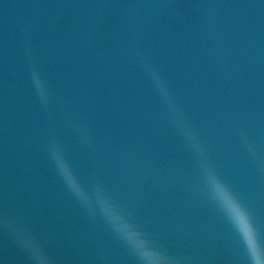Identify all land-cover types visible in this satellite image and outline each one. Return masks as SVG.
<instances>
[{
    "label": "water",
    "instance_id": "1",
    "mask_svg": "<svg viewBox=\"0 0 264 264\" xmlns=\"http://www.w3.org/2000/svg\"><path fill=\"white\" fill-rule=\"evenodd\" d=\"M216 177L264 235V0H0V264H143L97 191L145 264H264Z\"/></svg>",
    "mask_w": 264,
    "mask_h": 264
},
{
    "label": "clouds",
    "instance_id": "2",
    "mask_svg": "<svg viewBox=\"0 0 264 264\" xmlns=\"http://www.w3.org/2000/svg\"><path fill=\"white\" fill-rule=\"evenodd\" d=\"M57 160L58 166L67 184L85 204H88L90 202V196L80 186L70 166L60 157H58ZM208 183L211 195L216 200L222 212L230 219V221L238 231L237 218L236 215H234V211L236 212L238 210L240 212L247 213L246 209L237 200L234 194H232L230 190L227 189V186L224 185L217 177L214 184L210 183L209 179ZM221 189L225 193H227L229 197H231V206L226 204L224 199L221 198L219 194ZM95 196L102 214L106 217L110 225L117 233L122 236V238L128 243V245L138 253L139 257L143 261V264H145V258L140 249L137 247L136 239H139L152 247L151 242L144 236L143 233L139 231L138 227L127 217V215L123 212L119 205L111 201L100 191H97ZM133 237H135L136 239H134Z\"/></svg>",
    "mask_w": 264,
    "mask_h": 264
},
{
    "label": "snow or ice",
    "instance_id": "3",
    "mask_svg": "<svg viewBox=\"0 0 264 264\" xmlns=\"http://www.w3.org/2000/svg\"><path fill=\"white\" fill-rule=\"evenodd\" d=\"M237 227L239 229V235H243V238L247 241L249 247L255 249L257 243L264 246V235H261L254 227L252 219L248 212L247 214L236 211Z\"/></svg>",
    "mask_w": 264,
    "mask_h": 264
}]
</instances>
